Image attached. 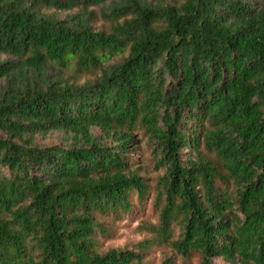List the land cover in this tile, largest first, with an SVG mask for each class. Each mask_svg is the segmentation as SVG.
<instances>
[{"label": "trees", "instance_id": "obj_1", "mask_svg": "<svg viewBox=\"0 0 264 264\" xmlns=\"http://www.w3.org/2000/svg\"><path fill=\"white\" fill-rule=\"evenodd\" d=\"M0 55V264H144L96 240L99 216L148 197L130 169L140 128L167 167L158 241L264 264V0H0ZM72 63L101 76L70 84ZM55 131L70 145L37 143Z\"/></svg>", "mask_w": 264, "mask_h": 264}, {"label": "rangeland", "instance_id": "obj_2", "mask_svg": "<svg viewBox=\"0 0 264 264\" xmlns=\"http://www.w3.org/2000/svg\"><path fill=\"white\" fill-rule=\"evenodd\" d=\"M90 12L95 13L93 21V28L96 32L111 31L112 23L103 18L100 13V8L89 7ZM49 15H57L61 19L66 16L77 14L78 8L73 10H59L51 8L45 10ZM127 53L123 55H113L106 63L112 65L119 63ZM9 57L0 55V62L7 60ZM53 74V72H51ZM65 79L70 84L84 85L88 82L94 83L100 76L99 68L90 70H79L75 64L63 70ZM6 84L5 81L0 82V89ZM94 133L99 135V131ZM135 142L131 149V167L143 180L146 185L150 187L148 197L142 203L139 201L136 194L132 196L133 210L122 216H99L98 220L103 231L97 233V243L99 245V253L104 254L110 250H129L137 253L143 252L144 264H164L165 261L171 260L174 264H203L200 253H194L188 259L180 256L173 248L171 243H164L158 241L155 233V228L160 223V211L156 206V198L158 191L161 189L160 179L166 174V166L158 163L154 155V146L149 142V136L146 135L145 130L140 128L135 131ZM37 143L43 146L62 145L69 146L71 141L60 131L50 133L48 136H38ZM201 153L207 158L215 161V156L209 153L204 145L200 148ZM191 152L183 151L181 159L188 160ZM218 187L224 186L222 183L217 184ZM230 191L234 190V186H229ZM173 239L178 240L182 227L180 224L173 226ZM214 264H229L222 258H216Z\"/></svg>", "mask_w": 264, "mask_h": 264}]
</instances>
